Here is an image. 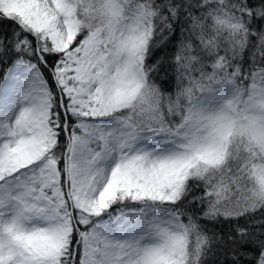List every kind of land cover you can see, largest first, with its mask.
<instances>
[{
  "label": "snow or ice",
  "instance_id": "1",
  "mask_svg": "<svg viewBox=\"0 0 264 264\" xmlns=\"http://www.w3.org/2000/svg\"><path fill=\"white\" fill-rule=\"evenodd\" d=\"M0 264H264V0H0Z\"/></svg>",
  "mask_w": 264,
  "mask_h": 264
}]
</instances>
